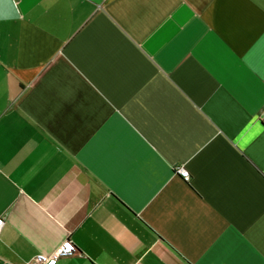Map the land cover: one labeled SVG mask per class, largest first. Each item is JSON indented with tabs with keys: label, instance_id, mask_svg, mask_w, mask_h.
<instances>
[{
	"label": "crops",
	"instance_id": "1",
	"mask_svg": "<svg viewBox=\"0 0 264 264\" xmlns=\"http://www.w3.org/2000/svg\"><path fill=\"white\" fill-rule=\"evenodd\" d=\"M263 106L264 0H0V264H264Z\"/></svg>",
	"mask_w": 264,
	"mask_h": 264
},
{
	"label": "built area",
	"instance_id": "2",
	"mask_svg": "<svg viewBox=\"0 0 264 264\" xmlns=\"http://www.w3.org/2000/svg\"><path fill=\"white\" fill-rule=\"evenodd\" d=\"M260 120L262 122H264V106L261 110L260 113ZM176 171L182 176V178H184L185 180H188L189 178V172L187 169L183 168V167H178L176 168ZM4 224V218L0 217V231L1 228ZM74 250V246L72 245V243L70 242H65L58 250L56 253V256L59 254H68L70 252H72ZM54 261V259H50L48 262H46L45 264H51Z\"/></svg>",
	"mask_w": 264,
	"mask_h": 264
}]
</instances>
